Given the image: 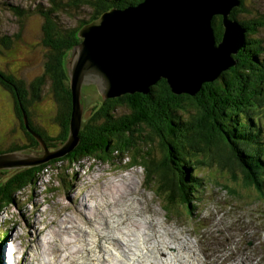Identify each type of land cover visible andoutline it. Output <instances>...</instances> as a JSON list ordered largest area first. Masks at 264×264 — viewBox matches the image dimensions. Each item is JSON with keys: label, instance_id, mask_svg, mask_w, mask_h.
<instances>
[{"label": "rangeland", "instance_id": "374dc122", "mask_svg": "<svg viewBox=\"0 0 264 264\" xmlns=\"http://www.w3.org/2000/svg\"><path fill=\"white\" fill-rule=\"evenodd\" d=\"M58 1L64 4L68 0ZM49 5V0H0L1 70L14 74L25 82L43 72L44 58L46 53H50V48L42 43V17L33 9L38 6L47 9ZM12 6L24 13L21 19L17 13L12 12ZM64 7L65 9L58 11L60 12L58 18L61 25L69 29L89 19L92 11L86 5L71 3ZM237 13L239 20L255 23L254 26L252 25L254 29H250L251 32L246 34L247 29L244 31V39L247 38L251 43L255 41L260 45L258 47L254 44L252 52L256 53L254 47H257L259 54L257 58L261 61L264 58V0H242V7ZM262 47L263 50H261ZM27 91L30 93L29 88ZM41 93V98H37L40 104H34L35 100L31 101L33 97L28 99L29 104L33 103L32 123L37 126V120L43 119V130L46 134L51 137L58 136L61 132L59 124L57 125L49 118L55 113L53 95L48 91L45 83ZM107 98L110 96L105 99ZM81 100L83 122L92 116L95 107L103 103L104 98L97 86L91 83L82 86ZM118 112L126 111L125 108H120ZM195 112L191 111V113ZM175 115L187 117L184 111ZM241 118L239 116V119ZM259 121L264 138L263 118L260 117ZM26 126L30 128L28 123ZM147 135L154 137L152 141L154 143L150 144V149L159 156V141L150 134L148 129L144 131V136ZM30 142L15 114L14 101L10 93L0 86V149L3 150L0 153L6 154L31 148L40 150ZM18 146L24 148L18 149ZM41 150L35 152H43V148ZM43 155L44 153L34 154L36 157H43ZM126 162V158L121 159L120 162L116 160L115 163H109L98 158L84 157L74 164L59 161L45 168L34 185L22 189L17 194L16 202L0 211V264H11L10 261L14 262L12 264H23L21 256L24 251L30 260L27 264H65L67 260L62 258L65 254L68 255V250L72 251L73 248L79 249L73 253L74 256L71 254L76 261L74 263L68 261V264H95L99 259L98 254L94 253L100 250L97 247H106V250L101 251L105 260L115 258L120 261L123 258L120 249L109 239L103 238L108 230L98 224V213L84 207L87 204H98L100 209L112 204L115 206L116 203L122 202L120 196L123 193L130 196L128 202L131 206L138 205L137 211L130 214L134 215V219L139 220L140 223L145 220L154 223V219L157 218L155 220L160 224V221L164 220L169 227L181 231L185 237L193 241L192 250L181 251L187 259L196 255L197 259L193 261V264H264V193L250 188L241 181L226 187L225 175L219 174L215 166L201 165L197 174L205 175V179L201 182V189L192 194L193 201L190 202V206L188 205L190 210L187 209V204L184 206L176 202L172 211L168 213L164 209L162 197L157 196L145 185L143 168L141 166L127 167ZM23 168L0 169V179L8 181L16 171ZM235 170L239 174L238 169ZM213 172L216 174L215 177H210ZM63 180H66L64 186ZM120 182L123 183V187H120ZM120 188L121 192L118 191ZM176 200L179 201V199ZM130 205L126 206L130 207ZM120 220L121 216H118L113 223ZM30 222L33 223L34 229L29 226ZM76 222L83 226L79 236L72 227V224H77ZM94 224L97 229L96 235L92 236ZM68 226L71 227L66 229L65 227ZM141 229L145 230L144 233ZM141 229L135 228L134 235L137 239L131 245H135L138 241L139 251L134 249L135 247H132V251L145 256L147 250L145 239L152 240L153 233L149 227ZM110 233L116 237L120 236L118 232ZM85 238L87 241L84 240ZM58 249H61V252ZM88 251L94 254L93 261L96 262L91 261ZM170 251L171 249H167V252L170 253ZM124 254L130 260L134 257L127 249L124 250ZM139 258L138 264H149V260L143 262L141 257Z\"/></svg>", "mask_w": 264, "mask_h": 264}, {"label": "trees", "instance_id": "16d2710c", "mask_svg": "<svg viewBox=\"0 0 264 264\" xmlns=\"http://www.w3.org/2000/svg\"><path fill=\"white\" fill-rule=\"evenodd\" d=\"M143 1L68 0L61 4L58 0H49V8L38 6L33 9L42 17V43L50 48V53H46L44 58L43 72L25 82L0 69V86L10 93L21 128L28 135L31 145L40 148L28 151L42 149L35 134L49 150L58 149L67 139L73 98L63 56L67 50L80 43L78 30L112 7L124 9ZM71 3L86 5L92 11L89 19L69 29L61 25L58 11ZM240 7L242 0L228 17L239 22L248 34L250 29H254L252 25L255 23L239 20L237 12ZM11 10L18 14L19 19L22 14L24 16L15 6ZM211 27L215 44H218L224 33L221 14L211 18ZM244 42L245 45L232 54L236 64L223 69L214 80L205 81L194 95L173 93L166 79L161 78L149 87L148 93H124L104 98L103 103L95 107L92 116L81 122L77 135L79 142L73 150L48 163L24 167L8 181L0 179V211L14 204L17 194L25 187L34 185L38 176L51 164L59 161L74 164L84 157L109 163L126 158L127 167L141 166L145 173V185L162 197L164 209L168 213L176 202L184 206L187 204L189 209L188 205L193 201L192 194L201 189V182L205 179V175L197 174L201 165L215 166L219 174L225 175L226 187L241 181L264 193V138L259 125L260 117L264 121V58L258 60L257 47H254L256 53L252 52V46L256 44L260 47L259 44L255 41L251 43L247 38ZM44 83L53 95L55 105V113L49 118L59 124L61 130L60 135L54 137L48 136L43 130V119L37 120L36 126L31 118L33 103L29 104L28 99L33 97L31 101L40 104ZM120 108H125L126 112H118ZM192 110L196 114L191 113ZM182 111L186 113V118L175 115ZM23 114L26 115L30 130ZM239 116L242 118L239 119ZM146 129L159 141V156L150 149L154 137L144 136ZM20 148L24 147L18 146ZM215 175L213 172L210 177ZM230 178L237 180L232 181ZM62 182L63 186L66 185V180Z\"/></svg>", "mask_w": 264, "mask_h": 264}, {"label": "water", "instance_id": "95a60500", "mask_svg": "<svg viewBox=\"0 0 264 264\" xmlns=\"http://www.w3.org/2000/svg\"><path fill=\"white\" fill-rule=\"evenodd\" d=\"M239 4L240 0H144L134 7H112L84 24L77 33L80 43L63 56L73 98L66 141L56 150L0 153V169L39 165L73 150L79 142L85 84H95L106 98L148 93L164 78L173 93L194 95L202 82L236 64L232 54L245 45V30L228 16ZM215 14L222 15L224 25L217 45L211 27ZM24 120L27 124L26 115ZM39 153L43 157L34 156Z\"/></svg>", "mask_w": 264, "mask_h": 264}, {"label": "bare ground", "instance_id": "6f19581e", "mask_svg": "<svg viewBox=\"0 0 264 264\" xmlns=\"http://www.w3.org/2000/svg\"><path fill=\"white\" fill-rule=\"evenodd\" d=\"M203 83L204 82H202L201 85ZM40 144H41V146L43 148V152H45L46 150H49L47 148V146H46L44 141L40 142ZM123 183L120 182V184H119L120 187H123ZM113 186L115 187L114 184H113ZM121 190L122 189L120 188L118 191L121 192ZM125 194L126 193H123L120 196L122 202L121 203H119V202L116 203L115 206L112 204L111 206L108 205L106 208H101L100 209L98 204H95V205H88L87 204L84 207L85 209H89L90 208L89 210H94L96 213H98V215H99L98 224L102 225L105 229L108 230V231L106 230L107 232L104 234L103 238L107 239V240L109 239L111 241V243H113L114 245H116L120 249V252L123 255V258L120 261H117L115 258L109 259V260H105L104 256H102V254H101V251L106 250L105 249L106 247L105 248L104 247H101V248L97 247V248L100 249V250H97V251L94 252V253H97L98 256H99V259L96 260L97 262L93 261V255L94 254L91 253L90 251H88V254L90 255L89 258L91 259V261L92 262H96L95 264H130V263L131 264H135V263L138 264V260L140 259L139 257H141L143 262H146V261L149 260V264H193V261L195 259H197L195 257L196 255L192 256L191 259H187V257L183 253H181V251H190V250H192L193 241L191 239H189L188 237H185L181 231L179 232V231L169 227L167 225V222L164 221V220H161L160 221L161 224H160L159 222H157L155 220L157 218L154 219V223L153 222H148L146 220L144 222L140 223L139 220L134 219L133 218L134 215L132 216L130 214L132 212H134L138 208V205H136L135 207L131 206L129 204L130 202H128V201H130V196L128 194H126V195ZM124 195H125V197L122 198V196H124ZM86 199H87V197H86ZM112 203H114V202H112ZM126 205H130L131 208L129 206H126ZM138 212H141V211H138ZM138 212L136 214H138ZM118 216H121V220H120V222H117V223L114 224L113 223L114 219H116ZM100 219H102V220H100ZM67 220L69 222H71L69 219H67ZM30 223L31 224H29V226L32 229H34V225H32L33 223L32 222H30ZM76 223H77L76 225L72 224V227H73L74 232L77 233V235L79 236L80 232L83 231V226H82V224H79L78 222H76ZM106 224H107V226H106ZM69 227H71V226H68V227H65V228L68 229ZM143 227H149V230H151L152 233H153L152 240H150L148 238L145 239L146 244H147V246H146L147 250H146L145 256L144 255H140L139 252L138 253H136V252L134 253L132 251V247H135L134 249L139 251V248L137 246L138 245V241H137V243L135 245H131V243L135 242L136 239H137L136 236L134 235L135 228L141 229ZM96 229L97 228H96V226L94 224V228H93L94 234H92V236L96 235ZM141 230H143V233H144L145 230L144 229H141ZM112 231L115 232V233L118 232L120 234V236L116 237V236L111 235L110 232H112ZM35 233H37V231ZM67 239H68V237H67ZM84 240L87 241L86 238ZM96 246L97 245H95V247ZM126 249H127V251L129 253L131 252L134 255L132 260L128 259L126 257V255L124 254V250H126ZM167 249H171L170 253L167 252ZM58 251L61 252V249H58ZM68 251H69V253H67L68 255L65 254V257L62 258V259L67 260V261H65V264H68V261H69V263H74L76 260L73 258V256H74L73 253L76 252V251H79V249L78 248L77 249L73 248L72 251H70V250H68ZM68 251H66V252H68ZM22 253L23 254L21 256V258H22L21 261L23 262V264H27L28 261H30V260H29L28 256L25 255L26 254L25 251L22 252ZM71 254H73V256ZM101 256H102V258H101ZM59 257L60 256H58V258ZM7 258H8V256H7ZM5 260H6V258H5ZM8 261H10V260H8ZM103 261H104V263H101ZM111 261H113V262H111ZM10 262L12 264L13 261H10Z\"/></svg>", "mask_w": 264, "mask_h": 264}, {"label": "flooded vegetation", "instance_id": "af4514ba", "mask_svg": "<svg viewBox=\"0 0 264 264\" xmlns=\"http://www.w3.org/2000/svg\"><path fill=\"white\" fill-rule=\"evenodd\" d=\"M20 70H21V68H20Z\"/></svg>", "mask_w": 264, "mask_h": 264}]
</instances>
